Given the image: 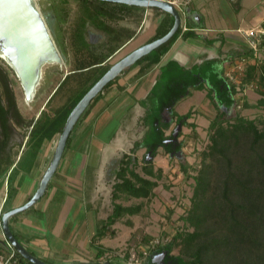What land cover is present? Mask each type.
Instances as JSON below:
<instances>
[{"label":"trees","instance_id":"16d2710c","mask_svg":"<svg viewBox=\"0 0 264 264\" xmlns=\"http://www.w3.org/2000/svg\"><path fill=\"white\" fill-rule=\"evenodd\" d=\"M78 3V15L71 28V44L78 45L81 56L75 58L69 72L58 82L46 103L56 92L64 87L68 88L69 85L68 97L51 112L42 108L38 116L31 119L26 149L32 151L33 159L44 140H50L55 133L61 132L72 107L110 66L104 61L133 36L145 11V6L111 0H79ZM155 10L157 13L162 12L163 17L151 39L164 34L174 19L172 14L165 10L158 7H155ZM119 18H127L135 27L131 28L125 24L119 33L120 28L116 27V24L112 25ZM91 26L100 30L101 35L97 36L98 38L90 37L93 30ZM181 31L179 25L166 42L132 63L131 66L139 64L136 74L140 75L158 63L179 34L184 36L193 34L191 29ZM113 38L114 45L107 52L93 51V47H97L96 44L110 45ZM250 51L248 48H241L232 54L207 58L190 66H185L174 59L159 66L152 86L144 97L137 100L143 107L138 120L145 129L141 137L133 141L131 152H123L114 168L116 179L112 184V209L100 221L92 240L103 237L108 225L123 214H132L139 210V204H122L117 201L116 198L121 192L135 197H147L153 193V187L157 185L160 174H157V179L140 174L135 168L137 158L133 153L140 147L145 148L144 171L153 175L150 157L157 154L159 147L171 155L181 151L182 141L172 132H167V129L173 122L186 124L192 112L188 109L179 113L175 109V104L189 95L191 88H205L207 97L216 108L215 115L209 122L208 148L201 152L204 159L209 157L210 162L203 160V165L193 174L195 184L191 204L182 215L184 227L177 230L169 239H161L153 246H149L143 256V263L264 264V124L259 127L254 119H248L238 113L230 114V110L235 106L233 96L235 87L223 75V64L228 58ZM2 68L0 64V71ZM116 77L91 99L81 116ZM255 78L261 86L257 104L264 108V59L259 63L249 64L241 81H251ZM1 79L6 99L10 104H14L12 91L6 80ZM71 81H77L74 88L70 86ZM1 94L2 92L0 116L5 121L3 115L6 109L1 103ZM70 140L69 134L65 147L69 145ZM3 142L1 141L0 148ZM243 146L246 147V154L242 150V159H234L232 154ZM8 162L10 158L4 161L6 165ZM6 168L7 166H1V171ZM181 168L187 171L186 162L183 160ZM212 184L214 190L213 193H209ZM190 226L192 229H188ZM176 245L179 251L173 253L172 249ZM6 246L8 249L2 248L0 251L12 250L18 261L32 263L14 247ZM96 250L97 258L107 252V248L100 245L96 246ZM126 255L128 254H125V257ZM106 259L115 264L113 258Z\"/></svg>","mask_w":264,"mask_h":264},{"label":"crops","instance_id":"0c3cea01","mask_svg":"<svg viewBox=\"0 0 264 264\" xmlns=\"http://www.w3.org/2000/svg\"><path fill=\"white\" fill-rule=\"evenodd\" d=\"M171 1L180 11L181 30L191 29L193 34L186 36L179 34L160 61L140 75L136 74L139 64L122 69L88 111L79 117L77 125L73 126L70 132V143L64 148L42 195L32 205L9 217L12 233L35 256L54 264L106 260L104 253L99 258L96 257V246H103V240L91 239L99 221L104 217L97 213L94 202L88 205L83 197V180L86 173L90 171L91 177L93 176L96 163L103 160L101 153L107 149H103L100 143L104 142L105 147H113V143L120 135L119 127L125 125V118L130 110L138 111L135 117V120H138L143 107L137 100L146 95L155 81L161 64L174 59L185 66H190L207 58L232 54L236 50L246 48L244 36L237 31L238 26L234 27L233 11H230V17L227 16L229 11H223V4L226 1L225 5H230V9H236V13L239 14L243 5L242 0H237L238 2L232 0ZM214 1L218 6L216 12L218 21L210 25L208 23L210 8L207 6ZM162 17L163 13H157L155 6H145L143 17L133 36L111 55L126 48L133 41L136 43L127 49L128 52L151 40ZM251 21L253 25L259 23L264 26V0H261ZM192 89L194 88H191L190 94ZM84 115L85 122L82 123L80 119ZM80 122V126H83L77 129ZM106 126H108L107 131ZM90 143L96 147L93 149L92 146L95 159L88 162ZM25 149L26 142L17 155L10 157L6 169L1 171V166L5 163L0 165V249H8L6 246L8 241L1 225L2 213L24 203L32 195L47 166L43 169L44 158L39 156V150L31 164L28 159L23 160ZM93 186L88 187V193L94 190ZM114 262L123 264L116 259ZM15 264L28 263L19 260Z\"/></svg>","mask_w":264,"mask_h":264},{"label":"rangeland","instance_id":"374dc122","mask_svg":"<svg viewBox=\"0 0 264 264\" xmlns=\"http://www.w3.org/2000/svg\"><path fill=\"white\" fill-rule=\"evenodd\" d=\"M41 10L44 13L53 14V36L57 43L59 50L63 54L64 62L62 64H46L42 71L41 80L37 86L35 94L31 100L24 98V93L20 85L19 80L13 73V71L6 65L1 64L8 73V78L11 84L12 92L15 98L16 106L23 117V119L30 120L38 116L40 110L44 108L51 112L53 108L60 105L68 97V88L64 87L56 92L53 97L46 103L48 97L57 86L58 82L63 76L69 72L75 58L81 56L79 53L78 45L71 44V28L75 23L78 15V2L79 0H36ZM238 2V1H237ZM226 4V1L224 2ZM223 4V11L228 12L230 17V11L233 13L234 27L238 26L237 31L239 33L241 29H247L253 25L251 17L255 15V10L261 4V0H242V7L240 13H236V9H230V5ZM217 7V8H216ZM207 8L209 10L210 25H214L217 20L218 6L216 2L210 3ZM235 12V13H234ZM236 16V17H235ZM238 16V18H237ZM235 17V18H234ZM127 18H119L114 21L112 25L116 24L119 27V33L121 27L125 24L131 28L135 27L133 22H128ZM93 29V26H91ZM113 34V33H112ZM100 30L95 28L91 31L90 37L92 39L100 36ZM115 42L113 38L111 44H105L102 46L93 47L94 52H107ZM136 41L130 43L126 48L119 50L114 55L109 56L104 63L111 64L118 58L128 52L127 49L132 47ZM81 48V47H80ZM84 51V50H80ZM126 68V67H125ZM224 69V64H223ZM245 76V73L244 75ZM242 80V77H241ZM77 81H71L70 86L75 87ZM240 89L237 90L235 96L237 102L235 106L230 110V114L242 115L248 119H254L259 127H262L264 122V108L257 104V99L260 96L261 86L258 81L252 79L251 81H241L237 83ZM1 88V84H0ZM175 109L179 113H183L188 109L191 110V116L187 118L186 124L177 125L173 122L167 129V132L175 134L178 140L182 141L181 151L174 154L167 153L162 147L158 148L157 154L152 159L153 175H149L144 171V154L145 148L140 147L133 153L137 158L136 170L143 175L150 176L157 179L158 183L153 187V193L147 197H135L126 195L121 192L116 198L117 201L122 204H139L140 208L137 212L123 214L114 223L108 225L106 233L101 239L102 243L107 248V252L104 253L105 257H111L116 260H120L123 264H130L127 260L130 251H135L139 256V261L132 264H144V257L140 254L141 250L146 247V244L152 238H158V240L169 239L177 230L184 227L182 215L185 214L186 210L191 204V196L193 194V188L195 179L193 174L203 165L204 162H210L209 157L203 158L201 153L204 149L208 148L209 140V122L214 117L216 108L212 101L206 95V89H192V94L187 95L180 99ZM138 115V111L132 109L128 112L125 118V125L119 127L120 135L113 143V147H105V143H100L101 147L107 148L105 152L101 153L103 158L102 161L96 163V170L91 177L90 171L86 173L83 180V192L85 202L96 204L97 213L101 217H105L112 209V184L115 181L114 168L118 164V160L123 152L130 153V148L135 139L140 138L143 134L145 126L141 121L135 120ZM81 117V115L79 116ZM79 119V118H78ZM82 123L85 122V115L80 119ZM77 129L82 128L80 126ZM193 123V124H192ZM77 125V121L74 124ZM16 138H18L13 144L12 150L10 151V157L13 158L20 152V148L27 140L30 126L26 128L15 123ZM106 131L108 126H106ZM59 133L50 140H44L42 147L39 149V156H43V169L48 164ZM23 137V138H22ZM22 138L21 142L20 139ZM248 144V143H247ZM94 145V144H93ZM92 143H90V150L88 152L87 161L95 159L94 153L92 152ZM110 145V144H108ZM88 147V146H87ZM239 149L240 152L232 154L234 159H242V150L246 154V147ZM96 147L93 146V149ZM33 153L30 149H26L23 152V160H29L32 162ZM181 160L186 162L187 171L181 168ZM3 166H6L3 165ZM160 168V171H159ZM94 185V190L88 193V187ZM213 184L209 188L208 192L213 193ZM91 201V202H90ZM91 213V212H90ZM98 217V218H101ZM100 223V221H99ZM192 229V227H188ZM101 243V244H102ZM179 247L176 245L172 249L173 253H178ZM125 254L126 255L125 257ZM220 256V260H222Z\"/></svg>","mask_w":264,"mask_h":264},{"label":"water","instance_id":"95a60500","mask_svg":"<svg viewBox=\"0 0 264 264\" xmlns=\"http://www.w3.org/2000/svg\"><path fill=\"white\" fill-rule=\"evenodd\" d=\"M140 6L159 7L173 16V23L162 35L151 39L124 54L103 72V74L87 89L68 113L59 133L53 154L32 195L22 204L2 213L1 225L7 241L26 259L36 264H54L32 254L12 233L9 217L32 205L42 195L47 183L61 158L67 137L75 122L89 104L91 99L102 90L122 69L153 48L166 42L181 23V15L176 4L171 0H111ZM237 1V0H232ZM36 0H0V53L8 60L15 71L24 91L25 99L33 98L42 77L46 62L63 60L53 36L52 22L47 19ZM32 124H30L31 126ZM177 125H180L178 123ZM175 135V134H174ZM61 264H112L109 260L72 261Z\"/></svg>","mask_w":264,"mask_h":264},{"label":"built area","instance_id":"2783aa9c","mask_svg":"<svg viewBox=\"0 0 264 264\" xmlns=\"http://www.w3.org/2000/svg\"><path fill=\"white\" fill-rule=\"evenodd\" d=\"M240 32L244 36L246 48L251 51L228 59L223 69L225 79L235 87L233 94L235 102H237L235 94L240 89L237 83L241 82V77L244 75L247 66L252 63H259L264 59V26L258 23L247 29H241ZM158 241V238L150 239L146 247L141 250L140 255L144 256L148 251V247L153 246ZM8 245L13 247L9 242ZM139 259V256L133 250L130 251L127 261L129 260L128 262L132 264L139 261ZM17 262L18 259L12 250L10 252L0 251V264H15Z\"/></svg>","mask_w":264,"mask_h":264},{"label":"flooded vegetation","instance_id":"af4514ba","mask_svg":"<svg viewBox=\"0 0 264 264\" xmlns=\"http://www.w3.org/2000/svg\"><path fill=\"white\" fill-rule=\"evenodd\" d=\"M45 15L47 16L48 21H51L53 23V18H54L53 14L46 13ZM50 15L52 16L51 17L52 20H50ZM56 63L62 64L63 60L59 63L58 62H46L45 65L46 64H56ZM0 64H4V65L8 66L13 71L15 76L17 77V75H16L15 71L13 70V68L11 67L10 63L1 53H0ZM0 77L6 80L8 87L12 91L11 84H10V81L8 78V73L6 72V69L4 67L0 71ZM1 78H0V82H1L0 93L2 92L1 103L4 105V108L6 110H5L4 115H3L5 118V121H3V119L0 116V143H1V141L2 142L4 141L2 143V147L0 148V165L4 164V161H6L7 159L10 158V151L12 150L13 144L18 139L15 137L16 136L15 123L18 124V126L19 125L23 126V128H26L28 125L30 126V124H32L31 119L26 120V119H23V117L21 116V114H20V112L16 106L14 95L12 96L14 99V104H10L9 100L6 99V95L4 93L5 87H4V84H3V81ZM17 79H18V77H17ZM22 91H23V88H22ZM23 93H24V91H23ZM12 94H13V92H12ZM22 138L20 139L19 142H21Z\"/></svg>","mask_w":264,"mask_h":264},{"label":"bare ground","instance_id":"6f19581e","mask_svg":"<svg viewBox=\"0 0 264 264\" xmlns=\"http://www.w3.org/2000/svg\"><path fill=\"white\" fill-rule=\"evenodd\" d=\"M52 16L50 15V20H52V18H51ZM49 22H51V21H49ZM62 61V60H61ZM60 61V62H61ZM51 62H56V61H51ZM59 63V62H58ZM27 100V99H26ZM28 100H30V99H28Z\"/></svg>","mask_w":264,"mask_h":264}]
</instances>
